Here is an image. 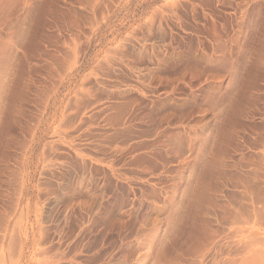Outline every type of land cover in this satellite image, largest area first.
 <instances>
[{
	"label": "rangeland",
	"instance_id": "1",
	"mask_svg": "<svg viewBox=\"0 0 264 264\" xmlns=\"http://www.w3.org/2000/svg\"><path fill=\"white\" fill-rule=\"evenodd\" d=\"M0 264H264V0H0Z\"/></svg>",
	"mask_w": 264,
	"mask_h": 264
}]
</instances>
